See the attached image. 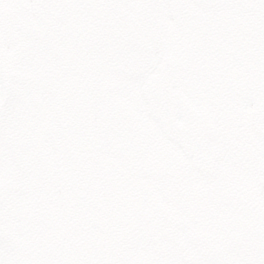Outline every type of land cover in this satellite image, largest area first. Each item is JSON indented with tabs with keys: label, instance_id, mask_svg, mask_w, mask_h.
Here are the masks:
<instances>
[{
	"label": "snow or ice",
	"instance_id": "snow-or-ice-1",
	"mask_svg": "<svg viewBox=\"0 0 264 264\" xmlns=\"http://www.w3.org/2000/svg\"><path fill=\"white\" fill-rule=\"evenodd\" d=\"M0 264H264V0H0Z\"/></svg>",
	"mask_w": 264,
	"mask_h": 264
}]
</instances>
